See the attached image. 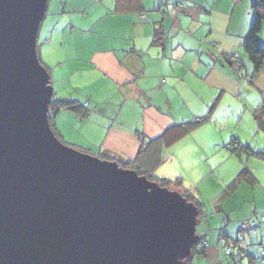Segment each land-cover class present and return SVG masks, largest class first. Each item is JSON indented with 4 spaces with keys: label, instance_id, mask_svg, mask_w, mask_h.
Wrapping results in <instances>:
<instances>
[{
    "label": "crops",
    "instance_id": "0c3cea01",
    "mask_svg": "<svg viewBox=\"0 0 264 264\" xmlns=\"http://www.w3.org/2000/svg\"><path fill=\"white\" fill-rule=\"evenodd\" d=\"M252 1L187 0V4L178 7L177 15L172 16L169 11L174 0H140L141 11L116 9L115 0H80L79 3L76 0H55L49 11L52 0H48L38 30L36 50L48 68L53 96L78 100L92 111L87 118L80 119L70 111L60 110L54 118L57 119L62 112L72 115L76 122L74 127L78 125L82 131L87 129L83 135L88 142L86 145L95 149L93 153L119 160L136 158L141 145L135 135L137 130L148 141L163 137L175 124L206 117L207 120L197 128L208 122L226 98L232 100L233 94L238 95L241 91V84L230 73L232 69L226 56L240 59L241 68L245 69L241 76L248 79L252 73V65L243 48L253 21ZM157 28L161 39L153 42ZM41 32L43 36H40ZM258 39L264 41V23ZM258 73L249 82L262 90V102L264 64ZM257 104L250 103L251 107ZM122 111L130 114L129 120L124 118ZM54 118L55 131L57 127L60 131ZM187 133L175 140L170 136L163 137L164 142L154 147L155 150L161 148V162L164 148L184 139L182 137ZM225 139L223 136L221 142L214 145L224 143L227 149L230 139L228 143ZM196 142L194 152L197 154L204 156L203 153L213 149H201L202 143ZM168 157L181 170L178 159L173 160L172 154ZM240 162L249 174L238 179L235 187L227 191L225 186L242 168L234 175L236 168L233 166L230 180L222 186L214 180L201 179L206 181L207 187L217 191L213 197L214 208L222 217L225 214L224 221L226 214H233L234 210L244 209L243 216H235L239 220L251 216L256 210H264V202L261 203L264 201V184L250 164ZM176 174L175 177L183 175L181 172ZM184 180L187 186L197 189L201 201L199 188ZM243 189L251 194L242 195ZM223 198L235 202L228 204L221 200ZM250 199L252 206L245 204ZM203 207L202 204V211ZM203 214L201 220L208 215ZM258 225L263 241L264 223ZM207 228L218 231L219 237L215 241L216 234L212 237L207 232L209 237L203 256L218 254L220 240L228 238L225 223L218 228L210 225ZM201 231L202 236L207 234Z\"/></svg>",
    "mask_w": 264,
    "mask_h": 264
},
{
    "label": "water",
    "instance_id": "95a60500",
    "mask_svg": "<svg viewBox=\"0 0 264 264\" xmlns=\"http://www.w3.org/2000/svg\"><path fill=\"white\" fill-rule=\"evenodd\" d=\"M47 2L0 0V264H187L195 205L52 130Z\"/></svg>",
    "mask_w": 264,
    "mask_h": 264
},
{
    "label": "rangeland",
    "instance_id": "374dc122",
    "mask_svg": "<svg viewBox=\"0 0 264 264\" xmlns=\"http://www.w3.org/2000/svg\"><path fill=\"white\" fill-rule=\"evenodd\" d=\"M55 0H52L51 5L49 6V11L52 9V5ZM77 3L80 0H76ZM74 4V3H73ZM263 34V32H262ZM43 33L41 32V35ZM263 41V40H262ZM260 43L264 44V41ZM41 40L39 39V43ZM231 75L236 76L237 82L241 84V91L238 95L233 94L234 99L226 98L218 108L216 115H212L211 119L208 122L200 125L191 132L187 133L182 138L179 139L176 143H173L164 148L162 162L154 171V175L162 177V175H170L171 179L177 176L176 172H181V175L186 179V181L191 182L188 178H193L198 180L191 182L199 188L201 203L204 205L203 212L208 214L206 218H202L200 223L196 226V233L199 236H202L201 229L204 230V233L209 232V234L215 235V241L219 237V232L216 230H211L207 228L210 225L212 228L216 226L218 228L225 223L227 228L228 238H222L220 240L218 248V254H207V256L200 257L198 254L193 256L194 264H264V259L261 258V249L264 244V240H261V232H258V223H264V210H256L251 216H245L243 219H238L244 212V209L234 210L229 214H226V221L223 220L224 215L219 214L215 211V202L213 197L217 194L210 187H207L205 179L208 181H215L218 185L222 186L230 180L229 174H231V169L235 166L234 175L240 171L242 168L241 162L244 161L246 165L255 170L257 177L261 178V184H264V158L257 156L256 151H261L264 149V135L261 131H258L256 124L252 117V112L256 106L261 102L260 95L262 90H259L254 83H250L249 79L241 78V74L245 73V69L240 68L238 73H235L233 70L230 71ZM259 74V73H257ZM241 82V83H240ZM53 98H57L53 96ZM58 99V98H57ZM117 102V101H114ZM258 103L255 107H251L250 103ZM250 106V107H249ZM67 113V112H62ZM58 114L57 119L54 118L55 122H58L60 131L57 127L55 133L56 137L64 144L74 147L77 150L94 154L95 150L91 146H87L88 143L86 137L83 135L84 131L87 129L83 128V131L80 130L79 126H75V119L69 114ZM124 111H122V114ZM124 118L129 120L130 114L128 112L124 113ZM65 115V116H62ZM118 122V120H115ZM113 122V121H109ZM222 136V137H221ZM226 137L225 143H228L229 139L232 136H236L241 144L249 146L251 151L249 153L241 151L240 155L231 154L225 147L224 143H219L214 145V143L221 142V139ZM199 141L202 143V147H213L209 150V153L197 154L194 152L195 146ZM173 156V160L178 159L181 165V170L175 165V161H172L167 158V156ZM226 155L223 157V155ZM166 156V158H165ZM203 181H202V180ZM226 180V181H223ZM202 181L201 183H198ZM258 187V186H257ZM168 188L174 190L169 186ZM202 189H205L201 192ZM241 190H239L238 194ZM263 192V190H262ZM242 195H250V192L247 190H242ZM262 194H260V197ZM264 196V195H263ZM227 198L221 199L222 201ZM227 201V200H226ZM234 200L227 201L228 204L233 203ZM264 201L262 200L261 203ZM246 205L252 206V200L250 199ZM264 209V208H263ZM236 213V214H235ZM249 214V213H248ZM235 216H238L236 218ZM256 222L257 226L255 228H246L242 229L241 223H251ZM257 230L258 233H255ZM208 233L205 235V241L208 240ZM215 241L212 242L215 244ZM211 243V245H212ZM213 246V245H212ZM214 247V246H213ZM205 249V245L200 244L198 249ZM226 249L231 250V255H227L225 252ZM218 256V257H217Z\"/></svg>",
    "mask_w": 264,
    "mask_h": 264
},
{
    "label": "trees",
    "instance_id": "16d2710c",
    "mask_svg": "<svg viewBox=\"0 0 264 264\" xmlns=\"http://www.w3.org/2000/svg\"><path fill=\"white\" fill-rule=\"evenodd\" d=\"M115 2H116L115 8L119 10L141 11L142 9L140 0H115ZM175 5L176 4L174 0L172 7H174ZM251 11L253 13V21L251 23L250 30L246 37L245 45L243 47L245 55L247 56L248 60L250 61L252 65V73L248 78L249 81L254 75H256L258 72L261 71L263 64H264V44L260 43L258 39V35L260 31L262 30V25L264 23V0H253L251 4ZM160 39H161V33L158 31V28H157L155 29L153 42H159ZM225 59L227 60L231 69L235 73H238L239 69L242 67L240 59L238 57H231L230 55L226 56ZM39 61L41 62L40 58H39ZM41 64L43 65L42 62ZM44 67L48 71V68L46 66ZM48 74H49V71H48ZM241 77L246 78L247 76L242 75ZM49 78H50V74H49ZM60 110L70 111L74 113L75 115H77V117L80 119L87 118L92 112L89 108H87L83 103H81L78 100L57 99V98L55 99L52 97V100L49 104L48 115H49V124L52 130L54 131V133H56V131H55L54 123H53V118H54V115ZM252 116L256 123L257 130L261 131L264 135V95L262 97V102L253 111ZM206 120L207 118L203 117L199 119H194L193 121L175 124L166 130L165 135L163 137L170 136L172 137V139L175 140L179 138L180 136L184 135L185 133L191 131L197 125L205 122ZM135 135L137 136L141 144L138 154L135 159L119 160V159H114V158H111V157H108V156H105L99 153L95 155H97L98 157L102 159L116 160L120 167L133 169L137 173V175L145 176L148 180L156 182L161 187L168 188L169 186H171V188L178 191L181 194V196L185 198L187 202H191L193 205H195L198 208L200 212V217L204 216L203 211L201 209L202 204L199 199L197 189L195 187L187 186L185 184L184 177L178 176L173 179H170V178L158 177L154 175V170L161 163V148L160 149L158 148V150H155L156 148L154 147L155 146L158 147L157 145H161V143L164 142L163 137L146 141L145 136L142 134L141 131L137 130L135 132ZM227 149L231 153L236 154V155H240L241 151H244L247 153L251 151L250 147L241 144L240 140L237 137H232L230 139V142L227 144ZM149 154H152V156H150ZM255 154L257 156L264 158V149H262L261 151H256ZM247 174H249L247 169L242 168L241 171L238 173V175L232 180V182L229 183V185L225 186V190L227 191L230 187H235V185L239 181L238 179L243 178V176H246ZM256 226H257V223L255 227ZM204 237L205 236H200L198 240V244L192 247L193 256L195 254H198L200 257L204 255V252H205L204 248L200 250L198 249V246L200 244H203L204 246V241H205ZM261 245H262L261 258L264 259V244H261ZM226 250H225V253H226ZM231 254L232 253L227 254V255H231ZM186 263L194 264L193 257L191 259H188Z\"/></svg>",
    "mask_w": 264,
    "mask_h": 264
},
{
    "label": "built area",
    "instance_id": "2783aa9c",
    "mask_svg": "<svg viewBox=\"0 0 264 264\" xmlns=\"http://www.w3.org/2000/svg\"><path fill=\"white\" fill-rule=\"evenodd\" d=\"M175 6L171 8V10L169 11V13L172 15V16H176L177 15V12H178V7H183L185 4H187V0H175ZM143 17V15H141V18ZM256 225V222H251V223H241V227L243 229H246L248 227H251V228H254ZM204 245L206 246L207 245V242L204 241ZM226 253L227 254H230L231 251L229 249L226 250Z\"/></svg>",
    "mask_w": 264,
    "mask_h": 264
}]
</instances>
